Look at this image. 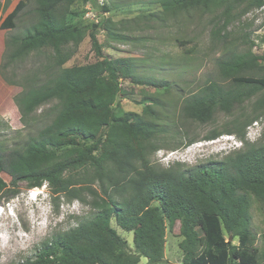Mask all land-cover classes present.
Listing matches in <instances>:
<instances>
[{
	"label": "trees",
	"instance_id": "16d2710c",
	"mask_svg": "<svg viewBox=\"0 0 264 264\" xmlns=\"http://www.w3.org/2000/svg\"><path fill=\"white\" fill-rule=\"evenodd\" d=\"M29 1L18 0L0 23V30L15 29V20ZM33 1L36 20L23 33L7 38L2 69L31 54L38 57L45 48L53 50L55 59L51 65H42L43 75L13 97L23 125L34 130L19 146L7 152L0 148V200L18 194L22 183L29 189L46 184L53 193L69 194L73 184L65 177L69 172H91L102 184L110 163L126 178L121 182L123 195L106 194L105 190V198L92 202L88 216L75 227L44 240L30 257L16 264H139L141 258L146 264H160L166 232H172L175 225L181 238L182 264H264V250L258 251L250 233L252 204L264 205V144L243 141V149L190 169L152 167L145 158L143 141L167 133V127L156 121L160 118L151 110L153 120L123 110L118 100L125 96L121 80H136L130 61L105 57L96 33L103 30L119 42L131 37L112 32L111 21L101 18L90 34L97 60L65 67L68 57L62 49L69 43L77 45L82 36L80 25L67 21L78 13L76 0ZM230 1L156 3L162 14L175 15ZM112 5L118 7L114 0ZM100 11L108 13L110 7L103 3ZM135 19H140L139 15ZM226 47L217 66L220 80L229 81L232 87L209 81L185 97L181 112L189 119L205 123L215 108L231 113L258 91L263 96L254 102L251 120L264 115V74L243 75L260 72L264 54L253 53L252 46L244 52L233 44ZM49 103H53L49 109L33 117ZM216 136L213 133L209 138ZM239 138L244 140V135ZM134 160L142 170L135 168ZM1 174L9 178L8 183ZM73 197L78 198L76 194ZM112 221L122 231L132 232L133 250L111 226ZM225 235L237 239L238 244Z\"/></svg>",
	"mask_w": 264,
	"mask_h": 264
},
{
	"label": "rangeland",
	"instance_id": "374dc122",
	"mask_svg": "<svg viewBox=\"0 0 264 264\" xmlns=\"http://www.w3.org/2000/svg\"><path fill=\"white\" fill-rule=\"evenodd\" d=\"M17 1L0 0L1 22ZM114 1L117 8L112 5V0H92L86 4L76 0L78 13L67 21L80 25L81 41L77 45L69 43L62 53L68 57L65 67L95 62L97 58L90 34L92 25L104 17L111 21L112 32L131 37L130 41L119 42L109 38L103 30L96 33L105 57L130 61L136 80H121L125 96L118 100L123 110L147 120L152 119L151 110L160 118L156 121L167 127V133H157L143 141L149 165L161 169L180 165L185 170L220 161L243 149V141L264 144V115L251 120L252 106L263 96L261 91L231 113L215 108L211 119L205 123L189 119L181 112L183 99L209 81H218L224 88L232 87L229 81L220 80L217 66V61L223 59L227 50L226 45L233 44L240 52L252 46L253 53L264 54V0H232L208 10L190 9L175 15L158 11V0ZM258 1L262 2L260 6L256 5ZM103 3L110 7V12L101 13ZM34 8V1H29L15 20L16 28L0 31V148L6 152L19 146L34 130L33 126L23 125L13 97L43 75L42 65H51L55 59L53 50L45 48L38 57L31 54L2 69L7 38L23 33L36 20ZM138 15L140 19H135ZM262 65L260 72L247 71L243 75L262 76L264 62ZM52 105L49 103L37 109L33 117ZM213 133L217 136L209 138ZM241 134L244 140L239 138ZM133 164L137 170H142L138 160ZM108 169L102 184L91 172L66 173L65 177L73 181L69 194L53 193L46 184L29 189L22 183L18 194L2 198L0 264H16L30 257L44 240L75 227L88 216L92 202L105 198L106 194L123 195L121 182L126 178L125 173L112 163ZM1 177L5 183L9 182L5 174ZM74 194L78 198H74ZM250 212V233L254 237V246L261 252L264 250V205L253 203ZM111 226L133 250L132 232L122 231L114 221ZM177 235L178 225L172 232H166L164 260L160 264H182V252L178 247L181 238ZM225 238L230 237L225 235ZM230 241L238 244L237 239ZM139 264H146V259L141 258Z\"/></svg>",
	"mask_w": 264,
	"mask_h": 264
},
{
	"label": "water",
	"instance_id": "95a60500",
	"mask_svg": "<svg viewBox=\"0 0 264 264\" xmlns=\"http://www.w3.org/2000/svg\"><path fill=\"white\" fill-rule=\"evenodd\" d=\"M229 240H231V238H229Z\"/></svg>",
	"mask_w": 264,
	"mask_h": 264
},
{
	"label": "crops",
	"instance_id": "0c3cea01",
	"mask_svg": "<svg viewBox=\"0 0 264 264\" xmlns=\"http://www.w3.org/2000/svg\"><path fill=\"white\" fill-rule=\"evenodd\" d=\"M1 22V21H0ZM1 31V30H0Z\"/></svg>",
	"mask_w": 264,
	"mask_h": 264
}]
</instances>
